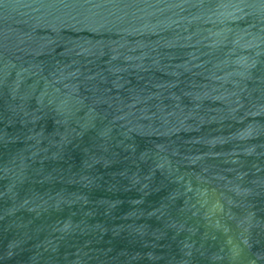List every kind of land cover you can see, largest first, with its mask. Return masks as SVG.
Here are the masks:
<instances>
[{
  "label": "water",
  "instance_id": "water-1",
  "mask_svg": "<svg viewBox=\"0 0 264 264\" xmlns=\"http://www.w3.org/2000/svg\"><path fill=\"white\" fill-rule=\"evenodd\" d=\"M0 264H264V0H0Z\"/></svg>",
  "mask_w": 264,
  "mask_h": 264
}]
</instances>
